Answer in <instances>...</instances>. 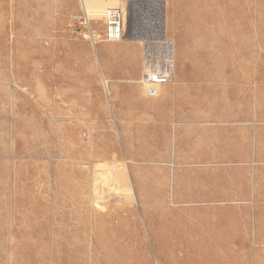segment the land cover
Listing matches in <instances>:
<instances>
[{
	"label": "rangeland",
	"instance_id": "rangeland-1",
	"mask_svg": "<svg viewBox=\"0 0 264 264\" xmlns=\"http://www.w3.org/2000/svg\"><path fill=\"white\" fill-rule=\"evenodd\" d=\"M134 4L175 46L155 96L75 20ZM0 264H264V0H0Z\"/></svg>",
	"mask_w": 264,
	"mask_h": 264
},
{
	"label": "built area",
	"instance_id": "built-area-1",
	"mask_svg": "<svg viewBox=\"0 0 264 264\" xmlns=\"http://www.w3.org/2000/svg\"><path fill=\"white\" fill-rule=\"evenodd\" d=\"M133 6L107 9L103 18L105 23L103 35L92 28V20L84 9L75 20L94 46L99 41L111 43L124 40L139 41L143 46L140 82L145 87L147 95L155 96L158 89L171 85L175 80V46L164 32L162 16L158 21L144 17L129 26L131 9L133 11L148 5L134 4Z\"/></svg>",
	"mask_w": 264,
	"mask_h": 264
},
{
	"label": "crops",
	"instance_id": "crops-1",
	"mask_svg": "<svg viewBox=\"0 0 264 264\" xmlns=\"http://www.w3.org/2000/svg\"><path fill=\"white\" fill-rule=\"evenodd\" d=\"M106 42V41H105ZM122 42V41H121ZM108 43H111V42H108ZM117 43H119V42H117ZM110 49H111V47H108L107 45H102V46H100L99 47V53H100V55H101V59H102V61H105L104 63H105V66H106V68L107 69H109V67H108V65H107V59H108V54H109V52H110ZM140 73H141V61L139 60V62H138V64H137V66H136V69L134 70V73H133V75L134 76H137V75H140ZM128 74L127 73H125V71L122 69V71H121V78H123V79H128ZM110 77H112V76H110ZM112 79V78H111ZM115 88V87H114ZM106 90V92H107V96L111 99V97H112V91L110 90V91H108L107 89H105ZM126 172V170H124L120 175H117L116 173H110L108 176H106V175H103L101 178L103 179H105L104 181V183H106V181L108 182V181H114V180H117V178H119L118 179V183H119V187H117L118 189H120L122 192H124V193H126L127 194V196L128 197H130L129 199H132L133 197H132V195L134 194L135 195V189H134V193L132 194H128L127 192H128V190H127V188L125 187V185L124 184H122V183H124V181H123V178L125 177V176H127V178H129L130 179V177H129V172L127 171V173H125ZM125 175V176H124ZM122 180H121V179ZM100 179V177H96V180L98 181ZM126 179V178H125ZM96 181V184L95 185H97V182ZM106 186V187H105ZM104 187H105V190H104V193H107V190H109L108 191V193H110V194H112V190H111V188L110 187H108L107 185H105ZM96 188H98V190H97V192H99V187L98 186H95ZM133 187H134V185H133ZM96 188H95V190H96ZM96 192V193H97ZM211 242V241H210ZM207 244L208 243V241H200V240H196V241H192V246L194 247V248H191L190 246V250H188V253L185 255L186 257H193V253L195 252V246H196V244H198V246H199V244L201 245V244ZM204 244V245H205ZM222 245V244H221ZM203 248H205V247H203Z\"/></svg>",
	"mask_w": 264,
	"mask_h": 264
},
{
	"label": "bare ground",
	"instance_id": "bare-ground-1",
	"mask_svg": "<svg viewBox=\"0 0 264 264\" xmlns=\"http://www.w3.org/2000/svg\"><path fill=\"white\" fill-rule=\"evenodd\" d=\"M83 9L88 13V15H89V17H90V19L91 20H93V21H98V20H103V18H104V14H105V8L103 7V8H95V9H87V8H85V7H83ZM101 23V22H100ZM86 37V36H85ZM95 48V47H94ZM96 51V50H95ZM102 69H103V67H102ZM101 69V70H102ZM105 72V71H104ZM102 75H103V79H104V84H105V87H106V89L108 90V91H110V85H109V79H107V78H105V75H104V73L102 72ZM108 75V74H107ZM107 77V76H106ZM113 87V86H112ZM125 173H127V170H126V172ZM128 174V173H127ZM125 176V175H124ZM99 177V176H98ZM126 178V179H125ZM118 179L119 178H117V182H118ZM121 179V178H120ZM122 180V179H121ZM97 181V180H96ZM123 181H124V183H122V184H124L125 185V187L127 188V190H128V192H130V193H134V187H133V183H132V181H131V179H129V178H127V176H125L124 178H123ZM96 184V183H95ZM105 186V185H104ZM103 186V187H104ZM106 187V186H105ZM105 187H104V190H105ZM109 187V186H108ZM96 188V187H95ZM97 190H98V188H96ZM100 189V188H99ZM116 189L117 188H114V190L111 188V190L113 191V192H115L116 191ZM109 190H107V192H108ZM127 192V193H128ZM104 193V192H103ZM111 193V192H110ZM110 193H108L109 195H110ZM117 193V192H116ZM130 193H128V194H130ZM132 199L134 200V197H135V195L133 194L132 195ZM130 198V197H129ZM99 205V204H98ZM100 207V206H99ZM182 249V251H184V254H183V256L181 257V259H180V263H182L184 260H185V258H186V254L188 253V250H190V247L189 246H187V249H184L183 250V247L181 248ZM180 255V254H179ZM186 260H189V258H186Z\"/></svg>",
	"mask_w": 264,
	"mask_h": 264
}]
</instances>
